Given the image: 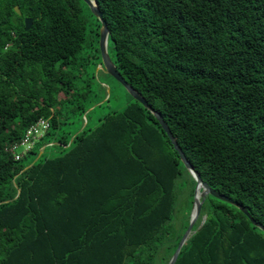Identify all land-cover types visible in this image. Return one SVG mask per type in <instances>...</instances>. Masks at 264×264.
Segmentation results:
<instances>
[{"label":"trees","instance_id":"trees-1","mask_svg":"<svg viewBox=\"0 0 264 264\" xmlns=\"http://www.w3.org/2000/svg\"><path fill=\"white\" fill-rule=\"evenodd\" d=\"M95 1L121 76L264 227V0ZM88 16L83 0H0V264H169L189 227L197 183L137 100L45 155L70 143L55 135L64 115L88 110ZM181 186L192 206L177 229ZM193 231L176 264H264V232L234 205L207 196Z\"/></svg>","mask_w":264,"mask_h":264},{"label":"rangeland","instance_id":"rangeland-1","mask_svg":"<svg viewBox=\"0 0 264 264\" xmlns=\"http://www.w3.org/2000/svg\"><path fill=\"white\" fill-rule=\"evenodd\" d=\"M87 25V45L85 46L88 65L81 79L84 81L86 101L88 110L84 114L79 112L67 113L64 115L66 124L56 130V137H60L67 133L70 137L68 146L59 144L47 145L45 155L57 156L62 154V150L68 151L72 143V138L83 132L98 128L102 119L113 112H122L128 104L134 102V98L128 90L111 76H108L103 68H101L102 57L100 50V32L101 27L96 21V17L88 16ZM100 22V21H99ZM107 52L111 60L115 61V51L112 43H107ZM96 56H99L96 58ZM72 136V138H71ZM26 148L21 147L20 153H25ZM179 199L176 207L175 222L177 229L184 224V219L190 211L191 205V188L190 186L179 188Z\"/></svg>","mask_w":264,"mask_h":264},{"label":"water","instance_id":"water-1","mask_svg":"<svg viewBox=\"0 0 264 264\" xmlns=\"http://www.w3.org/2000/svg\"><path fill=\"white\" fill-rule=\"evenodd\" d=\"M83 1L89 6L92 14L101 23V32H100V50H101V57H102L101 68H103V70L106 74L110 75L117 82L122 84L128 90V92L131 94V96L135 100L140 102L147 110H149L155 116V118L160 123L162 129L166 132L169 139L171 140L175 150L178 152V154H179L182 162L184 163L185 167L187 168V170L189 171V173L191 174V176L193 177V179L197 183V186L195 189V195H194V205H193V209H192V212L190 215L189 227H188L187 231L185 232V234H184L175 254L171 258L169 264H176V261L178 259L180 252H181V249L183 248L185 243L189 240V238L195 233V231H193V228L198 221L203 202L207 196H213V197L217 198L218 200H221V201H224V202H227L231 205L236 206L240 211H242L249 218V220L252 222V224L254 226L258 227L259 229H261L264 232V227L262 225H260L259 223H257L252 218V216L249 214L248 210L245 207L234 202L232 199L227 198V197L219 194L218 192L214 191L213 189H211V187L202 180L200 174L194 170L193 166L190 164V162L185 157L182 149L178 145L175 137L173 136L171 130L169 129V127L166 124L163 117L153 107H151L148 104V102L145 100V98L139 92H137L128 82L125 81V79L121 76V74L117 70L115 64L111 60V58L107 52L109 29L107 27V24L103 18V14H102L97 2L95 0H83ZM15 11L18 15H21L20 9L18 7H15ZM31 27H32V19H26L25 20V30L29 31ZM41 154H42V152H40L39 156H41ZM19 194H20V191H19ZM203 224H204V221L202 222L200 228L203 226Z\"/></svg>","mask_w":264,"mask_h":264},{"label":"built area","instance_id":"built-area-1","mask_svg":"<svg viewBox=\"0 0 264 264\" xmlns=\"http://www.w3.org/2000/svg\"><path fill=\"white\" fill-rule=\"evenodd\" d=\"M49 127V124L45 121H40L36 126H34L33 128H31L26 136L25 139L22 141V143L20 145H14L11 148V152L13 153V155L15 156L16 160H20L23 156L24 153H20L19 149L21 147H25L26 150L25 152L29 151L33 145L34 142L37 139H40L44 136L45 132L47 131Z\"/></svg>","mask_w":264,"mask_h":264}]
</instances>
